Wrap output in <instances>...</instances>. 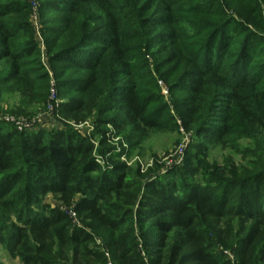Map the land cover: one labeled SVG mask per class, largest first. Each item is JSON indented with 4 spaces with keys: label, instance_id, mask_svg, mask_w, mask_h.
Listing matches in <instances>:
<instances>
[{
    "label": "rangeland",
    "instance_id": "obj_1",
    "mask_svg": "<svg viewBox=\"0 0 264 264\" xmlns=\"http://www.w3.org/2000/svg\"><path fill=\"white\" fill-rule=\"evenodd\" d=\"M62 1L0 0V5H19L20 12L5 18V25L13 26L26 17L39 49L38 56L19 61L24 81L13 75L0 85V128L76 134L93 146L97 163L124 178L132 190L149 183L192 185L206 175L231 181L264 172V0H117V12L123 14L125 9L131 14L120 27L121 42L130 48L129 67H115L108 60L89 71L79 70L70 61L91 57L93 62L102 56L108 35L105 20L94 10L72 22L59 9ZM204 30L210 32L200 44ZM24 40L25 35L11 42L21 50ZM217 41L223 44L221 51L215 46ZM60 50L68 53L49 59V54ZM11 66L0 56V79L13 72ZM227 74L237 82L248 81L243 94L249 96L256 119L253 114H242L230 100L239 83L233 89L220 85ZM86 78L97 86L105 79L110 86L135 89L161 128L129 142L111 126L95 125L94 115L80 124L65 120L60 114L62 105L81 95L71 87L57 86ZM180 104L197 108L202 132H198L200 125L189 131L183 128ZM113 115L109 112L104 117ZM222 127L230 133L222 138L211 135ZM43 202L58 205L50 196ZM70 216L78 225L74 214ZM9 221L15 220L10 217ZM93 236L92 247L110 259L105 248L108 233L96 230ZM235 247L233 242L227 248L214 245L213 250L218 258L234 262ZM0 264H20L6 243H0Z\"/></svg>",
    "mask_w": 264,
    "mask_h": 264
},
{
    "label": "trees",
    "instance_id": "obj_2",
    "mask_svg": "<svg viewBox=\"0 0 264 264\" xmlns=\"http://www.w3.org/2000/svg\"><path fill=\"white\" fill-rule=\"evenodd\" d=\"M117 3L61 2L59 9L70 15L72 22L95 10L108 29L102 56L93 62L91 57L70 61L72 66L89 71L110 60L115 67H129L126 55L130 48L121 42L120 27L122 19L131 14L124 8H120L123 14L117 12ZM18 12L16 2L0 5V56L10 61L13 69L0 79V85L11 81L13 75L20 77L21 59L39 55L26 17L13 26L5 25L4 19ZM209 32L201 33L200 44ZM23 35L25 47L18 50L11 40ZM215 44L223 49L219 41ZM67 53L60 50L49 54V59ZM219 81L232 89L239 83L230 100L242 114H253L256 119L249 96L243 94L248 81L237 82L231 74ZM57 87H71L81 95L62 105L60 114L67 121L80 124L94 115L95 125H109L129 142L161 128L135 89L110 86L105 79L97 86L88 78L60 82ZM177 109L185 130L200 125L196 107L180 104ZM109 112L114 115L105 118ZM210 133L222 138L230 131L222 127ZM93 149L86 140L65 131L50 130L45 135L0 128V243H6L20 264H264V172L231 181L206 175L192 185L173 181L132 190L124 178L97 163ZM47 196L58 205L44 203ZM70 213L78 225L73 224ZM10 217L15 221L11 223ZM96 230L108 233L105 248L110 259L92 247ZM233 242L234 262L216 256L214 245L227 248Z\"/></svg>",
    "mask_w": 264,
    "mask_h": 264
}]
</instances>
